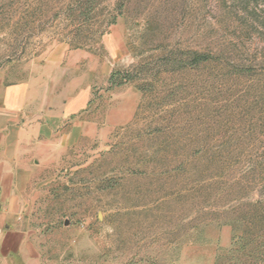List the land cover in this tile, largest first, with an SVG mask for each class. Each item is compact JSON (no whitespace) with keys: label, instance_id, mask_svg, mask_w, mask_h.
<instances>
[{"label":"rangeland","instance_id":"374dc122","mask_svg":"<svg viewBox=\"0 0 264 264\" xmlns=\"http://www.w3.org/2000/svg\"><path fill=\"white\" fill-rule=\"evenodd\" d=\"M64 45L94 55L99 121L137 107L39 172L18 221L28 260L264 264V0H0L10 79ZM195 51L213 57L165 65Z\"/></svg>","mask_w":264,"mask_h":264},{"label":"crops","instance_id":"0c3cea01","mask_svg":"<svg viewBox=\"0 0 264 264\" xmlns=\"http://www.w3.org/2000/svg\"><path fill=\"white\" fill-rule=\"evenodd\" d=\"M93 56L64 45L24 64L12 79L0 70V259L9 264H32L18 221L39 172L81 140L126 123L136 110L137 102L124 101L104 122L93 115Z\"/></svg>","mask_w":264,"mask_h":264},{"label":"trees","instance_id":"16d2710c","mask_svg":"<svg viewBox=\"0 0 264 264\" xmlns=\"http://www.w3.org/2000/svg\"><path fill=\"white\" fill-rule=\"evenodd\" d=\"M174 56H171V58L167 57L165 58L164 62L166 63L165 65H171L173 64L176 66L175 68H180L182 66L186 67L187 65H197L202 62L209 61L210 58L213 57L212 53H204L201 51H195L192 53L191 58L188 61H184L183 59H178V58H173ZM133 76L129 71L121 70V69H115L112 74L110 75L109 81L112 84H124V83H129L132 81ZM140 89L142 87H139ZM110 187H114L115 184L109 185ZM260 236V235H259ZM261 237V236H260ZM259 248H263V251H261V257H259V260L261 261L259 263H264V239L263 241L258 244ZM258 260V261H259Z\"/></svg>","mask_w":264,"mask_h":264}]
</instances>
